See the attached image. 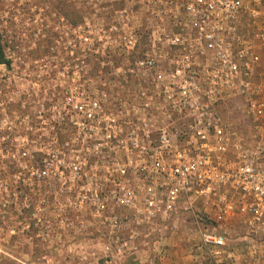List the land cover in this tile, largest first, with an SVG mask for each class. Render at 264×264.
Segmentation results:
<instances>
[{"label": "built area", "instance_id": "1", "mask_svg": "<svg viewBox=\"0 0 264 264\" xmlns=\"http://www.w3.org/2000/svg\"><path fill=\"white\" fill-rule=\"evenodd\" d=\"M137 1L152 5L149 14L161 23L167 0ZM183 1L169 13L174 31L155 23L142 54H136L139 40L125 9L111 24L100 20V50L112 45L135 55L103 78L109 80L98 94H66L59 113L71 134L52 154L49 171L23 168L17 191L26 195L41 180H56L55 192L77 196L91 217L111 228L107 259L136 257L137 228L146 231L147 245L151 231H170L189 218L202 226L199 241L214 264H240L230 244L264 238V0ZM133 82L138 86L127 92L133 100L120 105L117 98L119 107L110 111L104 88ZM230 97L242 103L251 144L218 113ZM92 161L105 168L101 178L92 174L102 183L87 181ZM126 208L130 214L118 213ZM237 218L239 232L233 230Z\"/></svg>", "mask_w": 264, "mask_h": 264}, {"label": "rangeland", "instance_id": "2", "mask_svg": "<svg viewBox=\"0 0 264 264\" xmlns=\"http://www.w3.org/2000/svg\"><path fill=\"white\" fill-rule=\"evenodd\" d=\"M167 2L160 23L149 14V6L137 0H0V42L7 61L0 65V264H214L199 241L202 226L193 225L189 218L185 223L177 220L170 231L162 226L151 231L147 245L146 231L137 228L136 257L107 259L103 250L113 249L108 240L111 228L91 217L77 196L55 192L56 180H41L26 195L17 191L23 168L34 165L49 171L52 154L71 134L67 117L59 113L66 94L78 96L84 90L88 96L98 94L109 80L103 82V78H110L115 67L126 68L135 55L112 45L100 50L96 32L100 20L111 24L116 12L125 9L139 40L136 54H142L149 48L155 23L174 31L169 13L184 1ZM113 84L104 88L110 94L106 104L110 111L119 107L117 98L120 105H128L133 97L127 92L138 86L136 82L123 88ZM218 113L243 133L246 144L252 143L250 121L239 98H225ZM23 151L27 158L21 157ZM72 154L63 157L65 165ZM102 165L90 162L85 171L89 184L101 182L97 176L105 169ZM61 179L67 181V177ZM233 225L239 232L238 218ZM230 250L240 264H264V238L252 244L232 242Z\"/></svg>", "mask_w": 264, "mask_h": 264}, {"label": "trees", "instance_id": "3", "mask_svg": "<svg viewBox=\"0 0 264 264\" xmlns=\"http://www.w3.org/2000/svg\"><path fill=\"white\" fill-rule=\"evenodd\" d=\"M6 64H7V61L5 60L3 46L0 42V65H6Z\"/></svg>", "mask_w": 264, "mask_h": 264}, {"label": "crops", "instance_id": "4", "mask_svg": "<svg viewBox=\"0 0 264 264\" xmlns=\"http://www.w3.org/2000/svg\"><path fill=\"white\" fill-rule=\"evenodd\" d=\"M181 259H183V257H181ZM166 264V263H165Z\"/></svg>", "mask_w": 264, "mask_h": 264}]
</instances>
